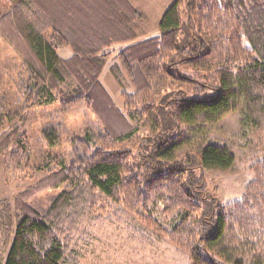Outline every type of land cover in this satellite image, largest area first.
Listing matches in <instances>:
<instances>
[{
	"label": "trees",
	"instance_id": "16d2710c",
	"mask_svg": "<svg viewBox=\"0 0 264 264\" xmlns=\"http://www.w3.org/2000/svg\"><path fill=\"white\" fill-rule=\"evenodd\" d=\"M8 2L12 6L0 11V37L21 56L27 72V78L19 82L22 107L48 106L61 97L62 108L68 110L86 101L105 131L75 138L70 163L63 162L19 193L13 240L0 264H64L70 258L78 262L71 252L70 230L76 231L98 205L95 190L130 211L150 210L158 200L164 201L165 214L184 208L186 212L170 230L151 216L146 218L151 227L189 253L192 264H264V154L253 165L255 178L244 196L224 206L215 195H204V173L197 171L231 168L233 152L206 144L198 148L197 162L177 154L179 147L190 142L192 127L215 124L242 105L243 120L258 131L264 152V0H237L235 8H224L214 0H174L160 20L159 35L122 50V65L137 87L135 92L122 93L127 108L136 107L152 93L155 79L181 74L174 67L179 54H186L180 60L189 66L212 67L215 79L204 90L198 89L217 91L204 98L171 101L169 109L156 107V134L135 156L117 147L119 140L134 135V127L100 77L108 62L104 48L137 37V19L145 17L144 11L133 0ZM183 7L188 12L186 22ZM243 36L250 45L247 48ZM67 46L71 54L63 56L60 50ZM218 48L244 57L245 63L223 60ZM112 71L121 83L119 73ZM70 79L75 86L66 91L62 85ZM11 118L0 103V126ZM124 123L130 130L119 132ZM184 128L187 132L180 133ZM43 134L50 145L59 137L56 129H45ZM11 147L10 162L24 163L29 154L23 131L15 129L0 141V156ZM61 187L43 211L28 203Z\"/></svg>",
	"mask_w": 264,
	"mask_h": 264
},
{
	"label": "rangeland",
	"instance_id": "374dc122",
	"mask_svg": "<svg viewBox=\"0 0 264 264\" xmlns=\"http://www.w3.org/2000/svg\"><path fill=\"white\" fill-rule=\"evenodd\" d=\"M199 2L201 0H198ZM208 1V0H207ZM225 7L235 8L237 0H214ZM250 3L253 0H246ZM174 0H133V4L142 9L145 17L137 19V37L130 40L117 41L104 48L107 53V64L101 74L100 81L111 95L115 104L131 120L134 135L125 141L119 140L117 147L127 149L135 156L143 152L149 138L156 134L154 114L156 107L164 106L169 109L171 101L183 97L204 98L217 91L207 89L214 78L213 68L210 66L194 67L183 63L180 55L175 57L174 67L179 69L180 75L175 78L164 76L151 82L152 93L134 108H127L124 104L123 92H135L137 87L128 77L122 65L120 53L134 43L144 41L149 37L159 35L160 20ZM12 4L8 0H0V11L4 12ZM186 22L188 12L182 10ZM244 47H249L243 36ZM63 56L71 54L69 46L60 50ZM217 53L225 61L234 65L245 63L244 57L218 48ZM169 52L165 55H168ZM185 57V56H184ZM238 59V60H237ZM236 60V61H235ZM165 61H170L165 59ZM113 64L121 77L118 82L111 70ZM120 65V66H119ZM216 67V66H215ZM214 67V69H215ZM186 76L190 80L183 78ZM27 78V72L22 66V58L0 37V103L13 118L0 126V141L9 133L18 129L23 131L27 138L29 157L24 163L15 165L10 162L9 154L14 150L11 147L0 156V260H4L13 240V231L16 227L15 199L22 191L46 176L50 171L59 169L64 163L71 162L72 143L75 138L86 134L100 135L104 133V126L86 101L64 110L61 97L48 106H35L29 109L22 107L24 93L19 91V82ZM62 85L66 91H71L75 84L73 79ZM198 87L201 89L199 90ZM147 105L151 107L146 108ZM153 115V116H152ZM245 107L242 105L215 124L196 125L191 129V138L188 144L178 148L177 154H187L197 162L198 148L206 144H218L227 147L235 155V163L229 169H207L197 173H204V195L209 192L215 195L221 206L236 199H241L247 192L255 178L253 165L259 161L264 152L261 146L258 131L251 128L243 119ZM45 129H56L59 133L54 145H50L45 138ZM130 128L124 123L122 130L125 133ZM135 131V132H134ZM179 132H187L181 129ZM135 159V157H134ZM63 189H52L29 200V204L43 211L53 198ZM98 205L82 220L76 231L71 233V252L79 259L65 260L64 264H192L189 253L183 252L169 237L149 225L146 217L151 216L160 225L170 230L173 224L180 220L186 210L180 208L165 214L164 201L158 200L151 209L140 208L138 211L128 210L122 202H114L102 191L95 190ZM150 211V212H148ZM69 233V234H70Z\"/></svg>",
	"mask_w": 264,
	"mask_h": 264
}]
</instances>
